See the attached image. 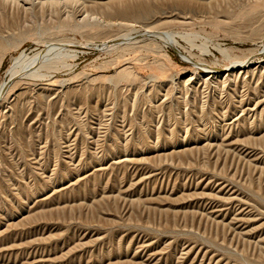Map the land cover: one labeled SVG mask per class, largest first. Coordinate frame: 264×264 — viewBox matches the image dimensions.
<instances>
[{"label":"rangeland","instance_id":"rangeland-1","mask_svg":"<svg viewBox=\"0 0 264 264\" xmlns=\"http://www.w3.org/2000/svg\"><path fill=\"white\" fill-rule=\"evenodd\" d=\"M38 2L0 0V85L51 45L72 67L0 111V264H264V8L252 25L255 0ZM139 4L151 25H125ZM215 45L252 70L226 77L240 62Z\"/></svg>","mask_w":264,"mask_h":264},{"label":"bare ground","instance_id":"bare-ground-1","mask_svg":"<svg viewBox=\"0 0 264 264\" xmlns=\"http://www.w3.org/2000/svg\"><path fill=\"white\" fill-rule=\"evenodd\" d=\"M39 2V5L42 7V5L44 4H47L49 3V5H53V4H56L57 3H61V0H56V1H48V0H38ZM98 1V0H97ZM131 1V0H130ZM63 2V1H62ZM134 3V2H133ZM66 5V4H65ZM141 4H139L138 6H131V7H120V15L123 14L124 15V20H125V25H129L131 22L133 23V21H141V22H144V24L146 26H148L150 24V21H151V17H150V11L148 10V7H142L140 6ZM261 8H264V0H255V3L252 5L251 9H250V13L247 15L248 18L247 20L249 21V24H251L253 22V20L255 19V16L256 14L260 11ZM28 9V8H27ZM30 9V8H29ZM160 9V8H159ZM114 10V9H113ZM30 11V10H29ZM163 11V10H162ZM72 14V12L70 13ZM167 14V13H166ZM159 15V14H158ZM70 16V15H69ZM88 17V16H87ZM156 17V16H155ZM257 17V16H256ZM84 19V18H82ZM174 19V18H173ZM175 19H178V18H175ZM162 20V19H161ZM80 21V20H79ZM156 21H159L156 20ZM152 22V21H151ZM160 22V21H159ZM248 23V22H246ZM254 23V22H253ZM252 23V25H253ZM257 23V22H256ZM131 25V24H130ZM151 25V24H150ZM263 25V24H262ZM247 26V25H246ZM264 26V25H263ZM76 28H80L81 25L80 24H76L75 25ZM251 27V26H250ZM147 30V29H146ZM263 31H264V27H254L253 30L251 31V35L252 37H259L261 35H263ZM131 33V31H130ZM246 33V32H245ZM13 34V33H12ZM186 34V33H185ZM243 34V33H242ZM10 35V33H9ZM8 35V36H9ZM129 36V34H124L122 37V42H120V44H129V43H133L131 40L130 41H126V37ZM176 35V34H175ZM175 35L174 33L172 34H166V35H158L159 37H161L162 39H165L166 41H171V43L173 44H176L177 43V40L175 39ZM1 36V35H0ZM13 36V35H12ZM101 36V35H100ZM147 36V35H145ZM187 38L189 37L188 35H186ZM4 37V36H2ZM0 37V39L2 38ZM7 38V36H5ZM149 37V36H147ZM183 37V36H182ZM10 38V37H9ZM63 38V37H61ZM160 38V39H161ZM185 38V37H184ZM3 39V38H2ZM154 39V38H153ZM189 39V38H188ZM187 39V40H188ZM133 40V38H132ZM12 41V40H11ZM15 41V40H13ZM134 41V40H133ZM150 40H147V42H149ZM156 41V40H155ZM162 41V40H161ZM153 42V40H152ZM16 43V42H15ZM68 43V42H66ZM12 44H14V42H9V41H6V39L4 40H0V63L3 59V56L5 55V52L7 50V48L9 46H12ZM134 44V43H133ZM146 44V43H145ZM169 44V43H168ZM190 44L192 45V42H191V39H190ZM17 45V44H16ZM105 45V44H104ZM131 45V44H130ZM178 45V44H177ZM206 45V44H204ZM50 46V45H49ZM52 46V45H51ZM49 47L48 49H43L39 52H36L35 54L33 55H27L25 53H21L19 54V56H16L14 57L15 59V62L14 64H12L11 68L9 69V73H10V80L9 82H5L3 83L2 85H0V111H2L3 108H5L6 106H9L10 107V110L11 112H13V115H15L16 113V110L18 108V100L20 98V95L21 93L19 92V81L20 80H23L24 78H26V76H30V78H34V77H43L44 73L43 71L45 72H50L52 70L55 71L56 70H59L58 68L59 67H63V68H70L72 66H69L63 56H66L67 53L64 51V47L63 49L61 48V46L57 47V48H53V47ZM114 46V45H113ZM179 46V45H178ZM207 46V45H206ZM208 49V47H206ZM218 49H221L218 45H215ZM56 47V46H55ZM117 47V46H116ZM126 47V46H125ZM123 48V47H122ZM204 46H202V49L204 50L205 49ZM125 49V48H124ZM222 50V51H221ZM220 51L222 53H225L223 55H225V58L226 56L231 60V66L234 65L235 62H240V66L238 64L239 67H235V68H231V69H227L226 71H229L231 72V75L230 73L226 76V77H233L235 75V71L238 72H245V70L249 69L252 65L251 62L253 61H241L240 57H237L235 56L233 58V56L231 57L230 54L228 55V49H221ZM205 51H209V50H206ZM253 50H251L252 52ZM264 51V50H262ZM250 52V51H249ZM60 54H62L60 56ZM255 54V53H254ZM71 58V57H70ZM203 63V62H202ZM254 63V62H253ZM210 66V65H209ZM209 66H206L205 68H208L210 69H213V67H209ZM235 66V65H234ZM233 66V67H234ZM61 67V68H62ZM227 68V67H226ZM216 69V68H215ZM220 69V68H219ZM251 69V68H250ZM127 69H123L121 71H119L114 77H111L110 79H114V78H119L120 76H122L123 74L127 73L126 71ZM225 71V69H223ZM252 70V69H251ZM254 70V69H253ZM217 71V70H216ZM213 72H215L213 70ZM216 73H220V71L216 72ZM253 73V72H252ZM247 74V73H246ZM249 74V73H248ZM221 75V74H220ZM24 76V77H23ZM48 76V75H47ZM235 77V76H234ZM36 79V78H35ZM112 81V80H111ZM29 83V82H28ZM218 86V85H217ZM218 89V88H217ZM13 92V93H12ZM18 92V93H17ZM8 93H12L13 94V100L8 104L6 105L7 103H4L3 100L8 98L7 94ZM10 100V99H9ZM9 112V111H8ZM7 113V112H6ZM11 114V113H10ZM11 116V115H10ZM16 117V116H15ZM262 122V121H261ZM260 122V123H261ZM263 123V122H262ZM261 123V124H262ZM214 132V131H213ZM218 132V131H217ZM258 197V196H257ZM23 206V205H22ZM246 260V259H245ZM248 261V260H247ZM246 261V262H247ZM251 264V263H250Z\"/></svg>","mask_w":264,"mask_h":264}]
</instances>
